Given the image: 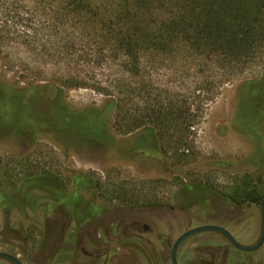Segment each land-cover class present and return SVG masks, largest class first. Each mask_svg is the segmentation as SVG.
Returning a JSON list of instances; mask_svg holds the SVG:
<instances>
[{
	"label": "rangeland",
	"instance_id": "obj_1",
	"mask_svg": "<svg viewBox=\"0 0 264 264\" xmlns=\"http://www.w3.org/2000/svg\"><path fill=\"white\" fill-rule=\"evenodd\" d=\"M33 39L38 47H32ZM102 43L92 20L71 13L62 0H0V78L6 84L57 85L74 109L103 107L114 98L128 114L153 105L183 110L177 124L160 128L162 136L151 140L141 137L143 131L128 133L122 120L116 122L119 110L114 109L108 124L115 138L95 141L89 128L80 127L78 116L65 123L60 114L50 117L41 110L45 102L25 107L17 96L3 101L0 95V192L5 191L4 198L0 194V250L26 264H171L174 237L166 233L167 226L174 217L179 233L185 222L182 214L167 215L164 209L184 186L202 184L226 193L245 177L264 180V166L253 158L256 143L236 117L239 107L258 105L248 98L245 85L264 78V45L237 66L230 64L235 57L225 63L219 51L205 44L197 49L177 41L168 59L156 52L154 61L146 63L155 66L138 81L123 73L119 57L105 51L100 58ZM60 49H70V55L60 56ZM184 107L193 123L190 135ZM36 117L51 123L37 128L38 141L28 128ZM254 122L248 127L255 132ZM82 177L89 182L76 188ZM74 193L76 203L67 197ZM89 204L108 212L88 215ZM215 204L211 218H233L236 224L230 227L238 240L243 241L237 230L254 233L257 204L246 200L232 213ZM137 214L152 227L144 240L131 227L130 218Z\"/></svg>",
	"mask_w": 264,
	"mask_h": 264
},
{
	"label": "trees",
	"instance_id": "obj_2",
	"mask_svg": "<svg viewBox=\"0 0 264 264\" xmlns=\"http://www.w3.org/2000/svg\"><path fill=\"white\" fill-rule=\"evenodd\" d=\"M17 1V0H16ZM48 1V0H40ZM71 9V13L85 14L86 18L94 23V29L102 45L100 46V58L108 51L111 58L120 60V68L124 74L132 75L142 81L144 73L151 70L155 63L149 66L146 63L154 61L156 52L160 51L162 60L168 59L175 42L186 41L195 48H203V45L213 51H219L224 62H231L232 57L237 66L244 64L242 57H251L260 46L264 45V0H62ZM25 22L27 19L21 17ZM80 21L78 22V24ZM34 47L35 39L30 40ZM56 46V45H55ZM193 47V48H194ZM68 51L56 50L60 56H69ZM157 57V55H156ZM229 58V59H228ZM234 65V64H233ZM155 68V67H154ZM1 81H3L0 78ZM4 82V81H3ZM7 87L15 88L6 84ZM250 92L247 94L251 100L256 98L254 89H264V78L257 81H248L245 85ZM53 89L57 92V104H60L66 112H77L71 108L64 96L62 87L47 83L43 85L32 84L23 89ZM120 92L121 89L119 88ZM25 99H30L26 95ZM114 99V98H113ZM110 100L103 107L90 106L102 113L100 121L104 123L107 130L104 133H96L92 139L115 138L109 128L108 119L113 110H119L116 114V122L123 121V128H129L128 133L135 130L145 132L142 138L156 139L161 134L160 128L165 129L180 120L182 107L174 105H153L149 109H138L136 113L128 114L123 109V104L118 100ZM255 103V101H253ZM55 103V102H54ZM190 109V108H189ZM62 110V109H61ZM59 110V111H61ZM144 110L149 114H144ZM186 120L189 119V110L184 107ZM145 112V113H147ZM106 114V115H104ZM253 116V109L249 112ZM105 116H107L105 118ZM148 116V117H147ZM252 116V117H251ZM83 119H85L83 117ZM259 119V118H258ZM256 119V120H258ZM94 120V119H93ZM185 132L191 133L192 121H186ZM132 128V129H130ZM169 132V131H168ZM140 134V133H136ZM162 136V135H161ZM187 144L192 149L193 140L187 138ZM76 182L88 183L85 177L78 178ZM223 193L238 205H243L246 200L258 203L264 198V180L259 176L244 178L235 186ZM76 199V194L67 196ZM73 203H76L72 200ZM79 202V201H78ZM81 203V202H80ZM83 205V204H82ZM96 209L97 205L85 206ZM97 211V210H94ZM93 212L90 209V214Z\"/></svg>",
	"mask_w": 264,
	"mask_h": 264
},
{
	"label": "flooded vegetation",
	"instance_id": "obj_3",
	"mask_svg": "<svg viewBox=\"0 0 264 264\" xmlns=\"http://www.w3.org/2000/svg\"><path fill=\"white\" fill-rule=\"evenodd\" d=\"M254 92L257 93L256 98H253L255 103L258 102V105L255 106L253 109V116L258 119L251 118L250 122H247V118H250L249 112L251 109H243L238 110L236 115L238 124L248 130V134L254 142L255 145V152H254V160L255 162L261 166H264V139L261 138V135H264V89H254ZM250 90H248V93ZM247 93V94H248ZM0 95L3 101H9L12 99L13 96H17L25 107L30 106L32 102H45L44 108L41 109L44 113L50 115V117L58 116L59 114L62 116V120L67 123L69 121H73L75 116L79 117V123L81 128H89L93 134H101L107 130V127L104 123L100 121L102 117V113L96 111L94 108L86 107L78 109L80 111L77 112H66L63 110L60 104H57L58 98L57 92L53 89H23V88H11L5 85V82L0 80ZM26 95H30V99H25ZM251 99V100H253ZM48 102V103H47ZM55 102V103H54ZM39 107V104H38ZM72 108V107H71ZM62 109V110H61ZM74 109V108H73ZM61 110V111H59ZM106 115V114H104ZM83 117L85 119H83ZM252 117V116H251ZM60 118V117H59ZM242 118L241 122L240 119ZM94 119V120H93ZM34 123L31 127H28L31 131L33 130V140L38 141L39 134H37V128L41 126L51 125L49 121L44 120V118L36 117L34 118ZM252 121L256 125H258L257 130L250 129V124ZM72 125L71 127H74ZM2 124L0 122V141H2L1 137H3L1 128ZM10 137V136H7ZM41 138V137H40ZM79 183L75 182L76 188L79 187ZM2 192V191H1ZM0 194H4L2 192ZM4 198V195L2 196ZM264 198L258 202H251V204H257L256 210H253V225H254V233L250 234L246 230H237L240 231V236L243 241L238 240L232 233V229L230 224H236V221L233 218L217 216L216 218L211 216L216 212L214 208H211L213 202L216 203L215 206L221 209L226 206L229 208V211L234 212V209L237 207H241L242 205H238L233 200L226 197L223 193L219 191H212L211 189L205 187L202 184H188L180 190V192L174 196V200L172 204H169L166 209H164L168 214L167 215H176L177 213L182 214L183 218L181 220L185 222V226L183 230L179 233L174 231V220L175 218L172 217L170 219L171 222L168 223V234H172L174 237L173 244L170 249V262L172 248L177 240V238L182 235L183 233L204 225H212L218 226L221 228L226 229L230 232L233 238L240 244L245 246H252L256 244L262 236L263 233V210H262V203ZM200 202V203H199ZM199 203V204H198ZM198 204V205H196ZM93 206V205H92ZM193 206H197L196 212H191L190 209ZM256 206V205H255ZM93 214L92 216H99L101 217L103 214L107 213V208L103 206H98L96 209L94 207L90 208ZM97 210V211H94ZM210 215V216H208ZM227 219V221H225ZM126 218H118L116 221H127ZM178 220V221H181ZM131 227L133 228L134 234L139 237L140 240H144V234H148L151 230V225H149L145 221L141 214L133 215L130 218ZM150 223V222H149ZM249 231H251V228ZM234 230V229H233ZM3 251V250H0ZM12 255H15L8 251H3ZM18 257L23 264H26L23 259ZM200 256H203V259H200ZM239 256H247L246 259L248 264H256L255 262H259L260 264H264V241L263 243L256 249L253 250H244L237 247L231 239L223 232L218 230H204L193 233L186 237L178 247L177 251V259L179 264H195L193 261L196 259V264H228L226 263L230 258L234 262L233 264H243L246 260L241 259ZM0 264H15L7 258L0 257Z\"/></svg>",
	"mask_w": 264,
	"mask_h": 264
},
{
	"label": "water",
	"instance_id": "obj_4",
	"mask_svg": "<svg viewBox=\"0 0 264 264\" xmlns=\"http://www.w3.org/2000/svg\"><path fill=\"white\" fill-rule=\"evenodd\" d=\"M262 210H263V233H262L261 238L259 239V241L256 244H254L252 246L242 245V244L238 243L233 238V236L230 234L229 231H227L224 228L218 227V226H212V225L199 226V227L193 228V229L183 233L182 235H180L177 238V240L175 241V243L173 245V248H172V254H171L172 264H179L178 263V259H177V251H178V247L181 244V242L186 237H188L189 235H191L193 233H196V232H199V231H204V230H218V231H221V232L225 233L231 239L233 244H235L237 247H239L241 249L250 251V250L258 248L264 241V201L262 203ZM0 257L7 258V259H9L10 261H12L15 264H23L22 261L18 257H16L15 255H12V254H9V253L3 252V251H0Z\"/></svg>",
	"mask_w": 264,
	"mask_h": 264
},
{
	"label": "bare ground",
	"instance_id": "obj_5",
	"mask_svg": "<svg viewBox=\"0 0 264 264\" xmlns=\"http://www.w3.org/2000/svg\"><path fill=\"white\" fill-rule=\"evenodd\" d=\"M73 96V95H72ZM83 98V97H82Z\"/></svg>",
	"mask_w": 264,
	"mask_h": 264
}]
</instances>
